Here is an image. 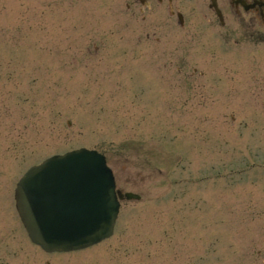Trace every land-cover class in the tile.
I'll return each instance as SVG.
<instances>
[{
	"label": "rangeland",
	"instance_id": "1",
	"mask_svg": "<svg viewBox=\"0 0 264 264\" xmlns=\"http://www.w3.org/2000/svg\"><path fill=\"white\" fill-rule=\"evenodd\" d=\"M168 2L0 0L1 250L23 174L87 148L140 200L52 264H264V43Z\"/></svg>",
	"mask_w": 264,
	"mask_h": 264
},
{
	"label": "water",
	"instance_id": "2",
	"mask_svg": "<svg viewBox=\"0 0 264 264\" xmlns=\"http://www.w3.org/2000/svg\"><path fill=\"white\" fill-rule=\"evenodd\" d=\"M124 198L140 199L116 193L105 158L85 149L33 167L16 191L27 232L50 251L83 249L110 237Z\"/></svg>",
	"mask_w": 264,
	"mask_h": 264
},
{
	"label": "flooded vegetation",
	"instance_id": "3",
	"mask_svg": "<svg viewBox=\"0 0 264 264\" xmlns=\"http://www.w3.org/2000/svg\"><path fill=\"white\" fill-rule=\"evenodd\" d=\"M206 2H208L207 8L212 22L221 24L225 28L226 20L229 16H234L236 17V29L240 31L245 40H254L257 37L259 43H264V0H206ZM173 14L177 15V18L180 15L178 12H172V17ZM178 21L183 28L185 18H178ZM11 218V221L19 225L17 229L21 231L23 228L20 221L18 219L16 221L13 215ZM24 235L27 246L22 252L17 250L16 246H2L4 250L0 249V264H52L51 257L54 255L34 245L25 232Z\"/></svg>",
	"mask_w": 264,
	"mask_h": 264
}]
</instances>
